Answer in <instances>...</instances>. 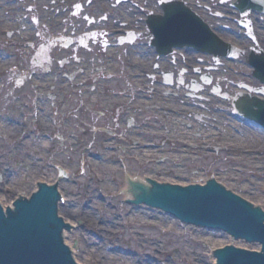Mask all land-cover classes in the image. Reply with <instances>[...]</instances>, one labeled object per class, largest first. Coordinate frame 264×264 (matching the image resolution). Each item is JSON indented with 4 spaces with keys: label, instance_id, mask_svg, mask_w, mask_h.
Masks as SVG:
<instances>
[{
    "label": "rangeland",
    "instance_id": "obj_1",
    "mask_svg": "<svg viewBox=\"0 0 264 264\" xmlns=\"http://www.w3.org/2000/svg\"><path fill=\"white\" fill-rule=\"evenodd\" d=\"M137 1L126 0L117 6L115 0H0V61L8 65L0 69V122L11 117L19 126L15 136L0 137V162L12 175L4 190L30 194L39 182L56 180L60 215L67 222H71L67 217L79 221L72 229L74 234L67 233L75 236L79 264H212L211 253L228 244L226 235L177 222L158 207L132 202L125 195L128 180L171 179L185 184L215 177L264 211V131L231 116L230 104L210 96L208 90L202 92L207 99L190 100L187 93L193 92L187 88L163 86V78L154 70L157 55L148 48L147 38L138 39L132 49L126 48L129 43L114 49L119 41L106 36L97 43L88 41L85 46L92 49L88 51L60 46L64 35L76 39L84 31L103 26L116 30L126 23L138 33L145 32L144 22L137 21L145 20L146 7L160 10L158 0ZM186 2L204 22L225 29L224 37L235 46L251 44L247 40L248 45H242L243 31L229 20L233 29L221 26L224 21L216 15V11L232 17V12L238 14L232 1L230 5L220 0ZM75 3L82 4L84 11L72 15ZM92 3L97 4L87 7ZM256 14L253 24L263 22L258 25L264 27V17ZM129 15L132 19L125 18ZM255 32L262 47L264 30L255 28ZM35 40V50L24 47ZM52 41L57 45L50 54V72L42 74L44 70L39 69L28 80L27 75L36 69L32 66L36 50ZM178 53L176 65L171 58L162 59V71L178 75L185 67L179 64L185 54L195 60L189 66L192 69L213 64L210 56L187 50ZM128 55L133 58L128 57L131 66L125 61ZM78 57L85 59L89 74H77L70 80L67 76L80 69ZM242 59H222L211 75L226 85L228 81L254 84L247 57ZM98 69H102L97 75L101 80L95 81L91 75ZM146 70L155 80L146 76ZM136 74L145 78L138 80ZM184 76L187 84L199 81L198 76ZM40 96L43 102L37 101ZM44 108L50 110L42 118L40 109ZM21 130H28L30 140L22 147L12 143ZM0 196L6 205L14 198L5 192Z\"/></svg>",
    "mask_w": 264,
    "mask_h": 264
},
{
    "label": "water",
    "instance_id": "obj_2",
    "mask_svg": "<svg viewBox=\"0 0 264 264\" xmlns=\"http://www.w3.org/2000/svg\"><path fill=\"white\" fill-rule=\"evenodd\" d=\"M173 7L185 11L187 17L193 19L191 12L180 5L168 8V17L175 11ZM254 107L264 111L263 103L254 102L251 107H245L244 112L256 115ZM208 179H204V187ZM163 183L166 180L152 183L148 188L131 183V191L135 198L142 199L138 202H155L148 205L158 207L186 224L224 231L237 240L263 246L261 254L236 248L217 251L221 249L217 248L215 255L219 264H264V214L258 208L251 207L214 183H207L205 188L185 186V189ZM53 186H42V193L33 201L18 204L12 212L8 211V218L0 206V264H76L69 247L63 243L64 224L56 214L57 196L50 190Z\"/></svg>",
    "mask_w": 264,
    "mask_h": 264
},
{
    "label": "bare ground",
    "instance_id": "obj_3",
    "mask_svg": "<svg viewBox=\"0 0 264 264\" xmlns=\"http://www.w3.org/2000/svg\"><path fill=\"white\" fill-rule=\"evenodd\" d=\"M50 48V47H49ZM49 48H47L46 50L48 51L49 50ZM44 56V55H43ZM42 56V57H43ZM42 57H39L38 58V60L39 61H41L42 60ZM7 63L6 62H3V61H0V69L2 68V67H4L5 69L7 68V66L8 65H6ZM142 78H145L144 76H141V78H140V76H138L137 77V79L138 80H141ZM37 101H39V102H43V98H39L38 97V100ZM42 105V104H41ZM41 111V117L42 118H45V117H48V114H49V110L50 109H40ZM92 109H89V111L90 112H93V111H91ZM53 122V120H51V123ZM0 123H3L4 124V130H6V132H8V133H10V134H14L15 132H17V130L19 129V126L17 125V122L15 121V120H13V121H11V122H7V120L6 121H2V122H0ZM50 124V123H49ZM49 128H51V127H49ZM18 137H20V136H18ZM20 139H21V141H22V143L23 144H25L26 143V139H22L21 137H20ZM29 139H31V138H29ZM28 141H30V140H28ZM0 170H1V172H4V170H3V168H2V166H1V164H0ZM150 179V178H149ZM158 181H162V180H160V179H157L155 182H158ZM55 182H56V180H54L53 182H42L43 184H46V185H55ZM134 183V184H137V185H140V186H142V187H145V188H148V186L151 184V183H149V182H145V181H142V180H138L137 179V181L136 180H128V185H127V191H126V193H125V195H127L128 196V198H129V200H131V201H135V202H137V204L139 203L138 201L139 200H142V199H137V198H135V196L132 194V191H131V183ZM166 183H170V185H185V186H197V187H204V181L203 182H199V181H197V180H194V181H192V182H190V183H185V184H182V183H177V182H175V181H172L171 179H167L166 180ZM57 185V184H56ZM58 186V185H57ZM28 197H30V195H28ZM3 201V198H0V203ZM143 201H146V200H143ZM151 204V203H155V202H151V201H146V203L145 204ZM156 204H158V203H156ZM160 204V203H159ZM3 207H4V209L5 208H7V207H9L10 209H14V208H16V207H14V205H11V204H7V206L6 205H2ZM145 209H146V207H145ZM149 209V208H148ZM150 210H152L154 213H156V211L155 210H153V209H150ZM72 212L74 213L75 211L74 210H72ZM159 212H162V211H159ZM138 215H142V216H144L145 215V213H142V212H136ZM162 214V213H161ZM164 215V214H163ZM61 216V215H60ZM62 217V216H61ZM68 218V220H70L71 222H72V224H73V226H76V223H78L79 221H74V220H71V218H69V217H67ZM175 221H177L178 222V220H176V219H174ZM65 221V224H69L66 220H64ZM70 225V224H69ZM72 226V225H71ZM72 234H74V233H72ZM73 237L75 238V236H68L67 235V233H65V231H64V233H63V238H64V243H65V245L67 246V247H69V249L71 250V256H72V258H73V260L76 262V263H78L76 260H77V252L72 248V246L74 245L73 244ZM226 238H227V240H228V244H227V247L228 248H238V249H243V250H256V251H258V250H260V247L258 246L257 248H255V246L253 247V246H250L249 245V243H245L244 242V240H242V241H237V239H235L233 236H231V235H229V234H227L226 235ZM66 239H69V241L67 240L66 241ZM255 245V244H254ZM251 247H253V248H251ZM216 251V250H215ZM77 253V254H76ZM211 261H212V264H219V262H218V259H217V257H216V255H215V252L214 253H211ZM86 259V258H85ZM79 264V263H78ZM143 264H153V263H150V262H145V263H143Z\"/></svg>",
    "mask_w": 264,
    "mask_h": 264
},
{
    "label": "flooded vegetation",
    "instance_id": "obj_4",
    "mask_svg": "<svg viewBox=\"0 0 264 264\" xmlns=\"http://www.w3.org/2000/svg\"><path fill=\"white\" fill-rule=\"evenodd\" d=\"M221 1V3L222 4H225V2H227V4H229V2H235L236 0H220ZM249 1H251V0H249ZM231 4V6H232V8H233V3H230ZM229 4V5H230ZM232 14H234V12H232ZM216 15L218 16V17H220L221 19L220 20H222L223 19V25H221V26H224V25H231V29H233L232 27H234V22L232 21V20H230V19H232L233 17H232V15H228V14H225L224 12H217L216 11ZM129 17V19H132V16L131 15H129V16H125V18H128ZM120 18H121V16H120ZM119 18V19H120ZM122 19V18H121ZM135 20H136V18H135ZM228 20L229 21H231V22H233V23H231V22H228ZM263 22H259V21H256V26H259L258 24H262ZM124 28H129V25H127L126 23L124 24L123 23V25H122ZM139 27V26H138ZM258 30H264V29H261V28H259ZM95 37H97L95 40H94V42L95 43H97V40H99V39H101V35H95V36H91V37H89V38H87L86 39V42L87 41H89V40H93ZM149 37H150V39L152 38V35L151 34H149ZM143 38H145V36L143 37ZM104 40V39H103ZM87 44V43H86ZM260 44V43H259ZM107 45H108V43H107V41L106 42H104V44H103V46L104 47H106L107 48ZM149 45H150V41H149ZM75 49L73 50L74 52H77V50H79V47L80 46H85V44H80L78 41H76V44H75ZM78 47V48H77ZM150 47L153 49V47H152V45H150ZM81 48V47H80ZM106 48H103L105 51H106ZM262 48H264V45H262ZM172 59H174L175 61H172V63L174 64V65H176V63H177V57H174V58H172ZM160 62V63H159ZM187 62V63H186ZM82 63H84L83 61H82V57H80V58H78V64H82ZM189 63V61L187 60V59H183L181 62H179V64H181L182 66H185V67H182L181 69H179L178 71H180L179 72V74L178 75H176L175 73H173V72H171V71H169V72H171V73H173V75L168 79V81L169 82H173L174 84H176L178 87H180L181 85L179 84V83H184V85H183V87L184 88H186V86H191L192 85V82H193V80H191L190 81V83L189 84H187V79L185 78V74H187V78L188 77H192V75H191V73L190 72H192L193 74H195L196 72H200L201 74L198 76L199 77V79H200V76H202L203 75V72L202 71H200L199 69H195V70H193L192 69V67H187V65L186 64H188ZM201 63V62H200ZM161 64H165L164 62H162V59H159L158 60V64H155V66H154V69H155V72H157V73H159V75H160V77H161V79L163 78V75L165 74V73H167L166 71H162L161 70V67H160V65ZM190 64H193V60H190ZM27 78H28V76H27ZM150 79H153V80H155L153 77H149ZM163 82H165L164 80H163ZM214 82H216V83H220L222 86L224 85L223 84V82L220 80V81H218V80H216V81H214ZM239 83V82H238ZM237 84V83H236ZM225 87V90H227V91H230L229 89H234V90H236L237 88H236V86L234 85V84H230V85H225L224 86Z\"/></svg>",
    "mask_w": 264,
    "mask_h": 264
}]
</instances>
